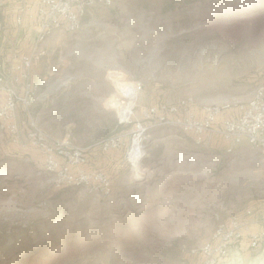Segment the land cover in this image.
<instances>
[{
	"label": "rangeland",
	"instance_id": "obj_1",
	"mask_svg": "<svg viewBox=\"0 0 264 264\" xmlns=\"http://www.w3.org/2000/svg\"><path fill=\"white\" fill-rule=\"evenodd\" d=\"M82 22L38 44L27 108L69 156L81 150V165L57 160L85 178L45 171L32 127L17 143L0 130V264H190L219 222L264 211V150L196 143L165 123L182 112L158 106L191 97L199 118L264 85V0H118ZM26 115L18 104L16 122Z\"/></svg>",
	"mask_w": 264,
	"mask_h": 264
},
{
	"label": "built area",
	"instance_id": "obj_2",
	"mask_svg": "<svg viewBox=\"0 0 264 264\" xmlns=\"http://www.w3.org/2000/svg\"><path fill=\"white\" fill-rule=\"evenodd\" d=\"M118 0H35L33 3L20 2L17 7L15 24L27 22L35 30L33 47L27 53H16L10 63L0 62V130L10 137L12 143L19 141L20 127H32L26 134L28 142L43 154V169L57 171L60 180L71 183L85 178L82 171L72 176L68 166L60 167L57 155H67L69 164L81 165L85 162L78 148L70 154L62 149L67 141H57L46 136L35 127L28 112V104L40 90L31 78V67L35 57L42 55L38 47L47 36L56 31L75 32L81 28L83 18L89 10L114 5ZM21 84L18 92L17 85ZM21 104L26 111V122H16V108ZM193 98H185L175 104L160 105L159 111L175 115L182 112L183 121L165 123L181 125L185 134H193L196 143L204 135H215L226 142L240 144L245 141L251 147L264 150V85L253 89L245 101L221 105L205 104L201 106L203 116L197 118L192 110ZM234 109L233 114H222ZM152 108L150 113H154ZM167 115L160 117L164 120ZM121 121V120H120ZM23 126V127H24ZM104 147H107L106 144ZM230 151V148L227 149ZM241 215L230 216L219 222L211 232L209 239L198 251L191 250L196 261L190 264H227L230 253L245 242L249 249H256L264 242V211L255 212L245 208ZM252 226H256L255 231Z\"/></svg>",
	"mask_w": 264,
	"mask_h": 264
},
{
	"label": "crops",
	"instance_id": "obj_3",
	"mask_svg": "<svg viewBox=\"0 0 264 264\" xmlns=\"http://www.w3.org/2000/svg\"><path fill=\"white\" fill-rule=\"evenodd\" d=\"M20 2L33 3L35 0H0V62L4 64L11 62L14 53H27L33 47V40L31 41L30 36L32 38L34 35L30 33V25L27 22L20 26L15 24L17 7ZM197 115L200 118L203 112L199 111ZM256 229V226H252L253 231ZM245 250L256 251L257 254L252 255L251 252L247 254ZM242 255L247 257L246 264H264V242L256 249H249L245 242H242L238 248L232 250L227 264H240Z\"/></svg>",
	"mask_w": 264,
	"mask_h": 264
},
{
	"label": "trees",
	"instance_id": "obj_4",
	"mask_svg": "<svg viewBox=\"0 0 264 264\" xmlns=\"http://www.w3.org/2000/svg\"><path fill=\"white\" fill-rule=\"evenodd\" d=\"M80 121H77V123H79Z\"/></svg>",
	"mask_w": 264,
	"mask_h": 264
}]
</instances>
